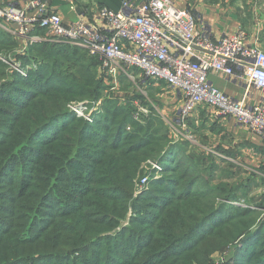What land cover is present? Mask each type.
Here are the masks:
<instances>
[{
    "label": "trees",
    "instance_id": "obj_1",
    "mask_svg": "<svg viewBox=\"0 0 264 264\" xmlns=\"http://www.w3.org/2000/svg\"><path fill=\"white\" fill-rule=\"evenodd\" d=\"M6 34L0 30V36ZM10 45L0 40V49ZM26 50L17 56L23 65H34L26 76L5 74L0 63V117L8 118L0 134V183L9 184L5 177L13 180L17 170L19 183L35 192L17 194L9 202L12 208L18 204L14 210L0 209L17 217L24 201L27 212L46 218L40 223L24 218L14 229L0 226V264H206L204 237L217 231L215 249L248 232L255 222L251 212L216 204L236 196L227 194L224 184L210 185L218 169L212 154L198 157L182 145L168 148L163 122L151 108L144 125L132 120L129 103L115 100L105 102L93 124L76 118L65 105L96 100L103 91L98 62L65 43L38 42ZM134 99L144 101L136 92ZM154 158L165 176L151 183L146 208L130 206V227L116 231L128 211L124 201L132 196V180L141 164ZM36 182L42 186L36 188ZM55 204L64 206L44 212ZM249 239L248 255L236 259V250H229L227 264H264V229L255 241Z\"/></svg>",
    "mask_w": 264,
    "mask_h": 264
},
{
    "label": "built area",
    "instance_id": "obj_2",
    "mask_svg": "<svg viewBox=\"0 0 264 264\" xmlns=\"http://www.w3.org/2000/svg\"><path fill=\"white\" fill-rule=\"evenodd\" d=\"M70 10L76 11L74 3ZM0 28L19 38L22 51L38 42L78 47L98 62L105 79L126 83L142 97L149 90L173 91L181 100L168 119L173 126L185 128L193 114L204 110L212 120L233 119L264 138V97L248 106L208 80L210 74L239 79L245 98L251 89L264 93V51L250 44L242 29L213 39L206 22L173 0H124L118 11L98 6L92 15L78 14L71 22H64L49 0H8L0 4ZM185 139L194 140L192 134Z\"/></svg>",
    "mask_w": 264,
    "mask_h": 264
},
{
    "label": "rangeland",
    "instance_id": "obj_3",
    "mask_svg": "<svg viewBox=\"0 0 264 264\" xmlns=\"http://www.w3.org/2000/svg\"><path fill=\"white\" fill-rule=\"evenodd\" d=\"M8 0H1V2H6ZM77 9V7H76ZM82 14V13H79ZM71 22V21H69ZM1 31L7 32L5 30ZM0 40H3L5 44H11V47H4L0 49V63L4 65L2 70L5 74H14L17 73L21 76H26V72L29 69H33L34 65L31 64L30 66H25L18 60L17 56L27 55V50L25 49L22 51V44L19 41V38L16 36H12V34H6L3 36H0ZM7 42V43H6ZM11 75V76H12ZM7 77V76H6ZM99 79L104 85L103 91L101 93V96L96 100H83V101H70L65 105L66 111L74 115L76 118L88 123L93 124V118L99 117L96 116L95 112L98 110L103 109V106L106 101L108 100H115L118 102V104H121L120 106H126L128 107V104L131 106V118L134 122L144 125L146 120L150 117L152 111L153 113H156L162 120L163 126H162V133H166V138L168 140L167 147L171 146H177L182 145L184 148H186V151H189L190 154H193L194 156H202V153L206 156H210V154H213L215 150V146H213L212 143L206 144V140H203L198 137V134H193V129L196 126H199L201 124V119H192V121H188L185 128H178L176 126H173L170 122H168L169 116L165 114L164 109L168 108L171 109L167 104H165L164 101H160V99H155L154 96L151 95V91H147L148 95L143 96L144 101L143 103L138 100L134 99L135 92L138 93V90L126 83L116 81L113 82L112 79H105L102 75L98 73ZM4 80H8L4 79ZM161 87V86H160ZM163 88V86H162ZM135 91V92H134ZM139 94V93H138ZM165 95H168L167 91L165 92ZM176 104H174L173 110H176ZM84 106L83 110L81 111V107ZM139 108H145L149 110L148 114L142 113ZM151 108V109H150ZM99 112V111H98ZM140 113V118L135 119L134 115L136 113ZM101 112L100 114H102ZM175 115L174 113L171 115V117ZM195 115V114H193ZM220 118V117H219ZM8 118L0 117V134L1 132L5 131V128L2 124H7ZM131 126H127V131H130ZM196 128L194 129L195 132ZM187 134H192L194 140L188 141L185 139ZM176 136V138H175ZM203 141V142H202ZM202 146V147H201ZM230 158L229 161L225 160L227 163L217 165L218 169H215L212 172V180L210 185L215 186L217 184H224L223 186L226 188V191H228L227 194H232L236 196V199L234 200H222V199H216V204L226 207H231L233 209L239 210L238 212H245L249 211L251 214H253L252 217H255L254 224L250 227L247 233H243L239 235L238 237L234 238V240H230L229 243H227L222 248H215L213 249L215 245L216 240V232L213 235H209L204 237L201 243V249L205 250L208 248L209 255H208V262L206 264H227V251L234 252L236 259L245 258L250 251H248V243L251 241V239L245 241V238L248 235H252L253 241H255V233L259 229H264L263 226V219H264V173L260 171V169H252L250 166L245 165V162L239 158L235 160L233 157ZM202 160L201 158H197V160ZM202 162V161H201ZM159 164V165H158ZM216 164V163H215ZM208 163L205 164L207 166ZM204 166V165H203ZM203 166L200 165L199 169L203 170ZM220 168V169H219ZM165 176L163 175V166L159 162V158L154 159H147L144 161L141 166L139 167L136 176L132 180V186H131V198L125 200V204L128 206V211L124 215L122 219L119 221V225L116 229V231L119 228H128L130 227L129 220L134 217L133 209L130 207L131 205L137 204L138 206H142L146 208L148 205L145 202V198L148 197L150 193H153L154 190L151 185V183L160 181V179ZM208 176V174H206ZM14 178L13 180L5 177V182H10L9 184H1L0 183V207L3 206L5 208H12L10 205V200H14L17 194H29L30 192H35L30 190L28 187V184H21L18 181L19 172L12 171L10 178ZM143 177L147 178L146 184H142L141 179ZM27 181V178L24 179ZM203 181V179H202ZM36 188L42 186L41 183L36 182L35 184ZM36 195V194H35ZM151 195V194H150ZM11 198V199H9ZM30 199V196L27 198ZM55 205L47 206L44 210L46 214L55 213L61 208H63L64 205L60 204L58 207ZM18 204L13 206L12 210L16 209ZM19 211L17 213V217L12 215L11 217L9 214H5V212L1 211L0 209V226L4 224H8L9 227L13 226V229L17 226H22L25 222L24 218H27V222L29 223V220L31 219L34 222H43V220L46 217H41L38 215H34V213L27 212L25 210V203L22 201L20 203ZM9 209V210H10ZM26 214V215H25ZM25 215V217H24ZM14 219V222L12 221ZM51 220L52 218L49 217ZM136 227L137 225H133ZM11 230V229H10ZM31 233H29L30 236ZM28 234L23 238V240L27 239ZM36 245L35 243H32L29 247L34 248ZM235 248V249H234ZM78 254V253H77ZM79 255V254H78ZM81 256V255H80ZM115 262L119 263L121 261L120 258H115L114 256H111ZM109 260V259H108ZM232 263L231 259L230 262ZM106 264H110L106 262Z\"/></svg>",
    "mask_w": 264,
    "mask_h": 264
},
{
    "label": "crops",
    "instance_id": "obj_4",
    "mask_svg": "<svg viewBox=\"0 0 264 264\" xmlns=\"http://www.w3.org/2000/svg\"><path fill=\"white\" fill-rule=\"evenodd\" d=\"M124 0H49L51 9L58 13L64 22L73 21L79 13L92 15L98 6H105L112 11H118ZM179 7L190 10L197 20L206 22L212 30V38L219 39L224 34H231L242 29L248 35L250 44H256L264 51V0H173ZM74 3L76 11L70 10V4ZM1 4V0H0ZM210 84L217 90L243 100L248 106H252L264 97V93L251 89L249 96L245 98L244 85L239 79H225L220 75L210 74ZM152 92V90H151ZM154 90L152 93L156 99L164 101L171 109L165 108V114L171 116L179 109L181 100L174 92L168 95ZM176 110L173 105L176 104ZM198 110L192 119H203L197 126L198 137L206 140V145L212 143L215 150L214 161L217 165L226 163L233 157L241 158L245 165L252 169H260L264 173V138L253 134L247 128L236 124L233 119L216 118L212 120L206 113L200 116ZM203 142V141H202ZM202 147V146H201ZM238 161V160H237ZM221 162V164H220ZM227 164V163H226ZM224 165V164H223Z\"/></svg>",
    "mask_w": 264,
    "mask_h": 264
}]
</instances>
